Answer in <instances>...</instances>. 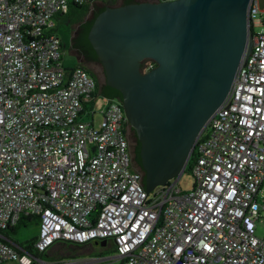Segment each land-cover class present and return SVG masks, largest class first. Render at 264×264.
<instances>
[{
    "label": "built area",
    "instance_id": "obj_1",
    "mask_svg": "<svg viewBox=\"0 0 264 264\" xmlns=\"http://www.w3.org/2000/svg\"><path fill=\"white\" fill-rule=\"evenodd\" d=\"M92 1L0 0V229L37 217L41 253L106 239L113 255L99 264H264V33L195 141L193 187L179 175L148 192L122 102L61 57L55 18ZM259 11L251 0V28ZM35 258L0 239V264Z\"/></svg>",
    "mask_w": 264,
    "mask_h": 264
},
{
    "label": "water",
    "instance_id": "obj_2",
    "mask_svg": "<svg viewBox=\"0 0 264 264\" xmlns=\"http://www.w3.org/2000/svg\"><path fill=\"white\" fill-rule=\"evenodd\" d=\"M250 2L140 0L107 7L89 31L102 63L80 61L79 49L86 47L81 37L78 44L71 41L69 54L121 91L141 143L148 192L184 171L196 139L229 92L253 45ZM147 61L156 65L143 70Z\"/></svg>",
    "mask_w": 264,
    "mask_h": 264
},
{
    "label": "rangeland",
    "instance_id": "obj_3",
    "mask_svg": "<svg viewBox=\"0 0 264 264\" xmlns=\"http://www.w3.org/2000/svg\"><path fill=\"white\" fill-rule=\"evenodd\" d=\"M258 6L260 11L256 12L253 20L252 30L254 33H264V21H259L264 19V0H258ZM71 9L80 10L79 7L70 5ZM68 14L57 16L55 18L57 27L56 33L62 39L61 47V57L64 64L67 67H72L77 65V56L69 54V49L71 45L70 38V26L67 21ZM83 66L87 67L88 64L80 62ZM90 67V66H89ZM92 69V68H91ZM93 70V69H92ZM94 71V70H93ZM104 98L99 97L97 99V111L95 112V121L98 124L99 120L102 117L101 107L103 106ZM101 104V105H100ZM100 105V106H99ZM138 168V167H136ZM139 170V168H138ZM141 171V170H140ZM142 172V171H141ZM175 177H170L169 180H173ZM194 177L191 170L182 171L178 178V185L183 190H190L193 187ZM158 184L157 186H159ZM264 197V183L262 189L259 192V200H262ZM40 231V225L37 217L32 219H24L16 227V231L11 232V236L14 240H17L20 243L26 242L31 237L38 235ZM256 233L259 236H264V221L257 222ZM74 245H63L61 243H56L55 245L48 248L46 255L42 258V261H39L35 258L34 264H69L73 261H76L78 264H99L98 257H107L113 255V248L109 246H102L101 244H96L92 241L87 243H73ZM3 264H16L13 261L5 262Z\"/></svg>",
    "mask_w": 264,
    "mask_h": 264
},
{
    "label": "trees",
    "instance_id": "obj_4",
    "mask_svg": "<svg viewBox=\"0 0 264 264\" xmlns=\"http://www.w3.org/2000/svg\"><path fill=\"white\" fill-rule=\"evenodd\" d=\"M131 2H132L131 0H126V3H131ZM72 4L75 5V6H77V7H81V6H84V5H88V4H77V3H72ZM93 21H94V19L88 21L87 23H85L84 32H83V34L81 36V39H82V44L89 50V52L91 53V55L94 58H96L99 61H101V59H100L97 51L95 50L94 46L92 45L91 41L89 40V31H90V28L92 26ZM148 63H153L154 65L156 64L155 61H147V62L144 63L145 65L143 67L144 68L143 70H146L145 67H146V65ZM78 64L82 65L81 63H78ZM85 68L97 80V87H96V90L94 91V94H101V95H105V96H108V97L116 98L118 100H122V93H121V91L119 89H117L116 87H113L112 85L108 84L106 81L104 83H102L98 79V76L96 75V73L93 70L89 69L88 67H85ZM128 123H129V121H128ZM140 148H141V143H140V140L138 139V143L136 145V149H135L134 153H135L136 160H138L139 163H140V167H138L139 170L144 171V169L142 167L141 156H140ZM195 153H196V150L194 149L193 152H192V154H191V157H190V159L188 161V164H187L186 168L184 169V171L191 170V166H192V162H193L194 157H195ZM143 183L146 186V184H145V175L144 174H143ZM32 218H34V217L29 216V215H23V216H21V218L19 219V221L16 224L9 225L6 228L0 229V234H3L4 236L10 237V233L16 231V227L20 223H22L24 221V219H32ZM37 237H38V235H36L34 237H31L30 239H28L26 242H23V243H20V242L16 241V242H18V245H14V246H16V248H18V249H21V248L22 249H25V250L31 252L33 255L39 256V257L43 258L44 255H46V252H44V253L39 252L36 249L35 244H34L35 241H36V239H37ZM0 239L3 240V241H5V242H8L9 244H12L9 241H7L6 239L2 238L1 236H0ZM58 243H61L63 245H74L73 243L68 242V241H61V242H58ZM75 244H77V243H75Z\"/></svg>",
    "mask_w": 264,
    "mask_h": 264
},
{
    "label": "flooded vegetation",
    "instance_id": "obj_5",
    "mask_svg": "<svg viewBox=\"0 0 264 264\" xmlns=\"http://www.w3.org/2000/svg\"><path fill=\"white\" fill-rule=\"evenodd\" d=\"M131 1L136 2V1H140V0H131ZM122 4H127L126 0H96L91 4L79 7L80 10H78V11L70 8L66 14H68L67 21H68L69 26H70L71 41L74 43L77 42V44H78L77 40L82 36V34L84 32L85 23H87L90 20L95 19L97 17V15L100 12H102L105 8L117 6V5H122ZM79 50H80V54H81L79 56L80 61H81V59H84L87 63H93V62L99 61L98 59L94 58L91 55V53L89 52L88 49L82 48V50H81V48H80ZM83 50H85V51H83ZM99 62H101V61H99ZM153 66H154V64H153ZM87 67L89 69H91V67H89V66H87ZM98 79H99V77H98ZM105 81H106V78H105ZM104 82H102V83H104ZM126 134H127V138L129 141L130 151L132 153L133 166L134 167H140V163L138 160H136L135 153H134L139 137H138V134H137L135 127L130 122L128 123V125L126 127ZM142 173L144 174L145 172L142 171ZM93 242L96 244H100L99 239H94Z\"/></svg>",
    "mask_w": 264,
    "mask_h": 264
},
{
    "label": "crops",
    "instance_id": "obj_6",
    "mask_svg": "<svg viewBox=\"0 0 264 264\" xmlns=\"http://www.w3.org/2000/svg\"><path fill=\"white\" fill-rule=\"evenodd\" d=\"M80 63V62H78ZM0 236L4 239H6L7 241H9L10 243L14 244V245H18V242H16L17 240H14V238L11 236V233H10V237L8 236H4L3 234H0Z\"/></svg>",
    "mask_w": 264,
    "mask_h": 264
}]
</instances>
